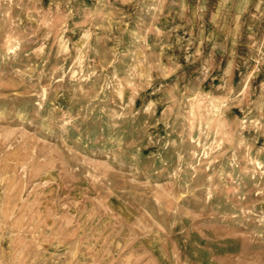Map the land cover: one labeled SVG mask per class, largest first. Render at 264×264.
Instances as JSON below:
<instances>
[{"label":"rangeland","instance_id":"obj_1","mask_svg":"<svg viewBox=\"0 0 264 264\" xmlns=\"http://www.w3.org/2000/svg\"><path fill=\"white\" fill-rule=\"evenodd\" d=\"M0 264H264V0H0Z\"/></svg>","mask_w":264,"mask_h":264}]
</instances>
